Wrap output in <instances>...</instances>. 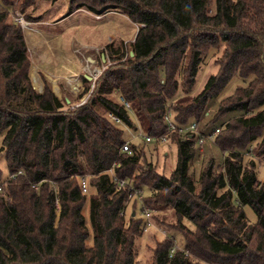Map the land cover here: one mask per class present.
I'll list each match as a JSON object with an SVG mask.
<instances>
[{
	"label": "trees",
	"instance_id": "trees-1",
	"mask_svg": "<svg viewBox=\"0 0 264 264\" xmlns=\"http://www.w3.org/2000/svg\"><path fill=\"white\" fill-rule=\"evenodd\" d=\"M83 5L97 14L119 11L135 24V32L129 51L120 40L103 45L108 62L85 101L70 107L71 100L58 97L45 79L42 91L32 87L23 30L11 17L14 2L0 0V154L8 167L0 181V264H135L141 219L123 221L129 186L138 192L146 186L142 203L172 212L171 228L183 242L178 249L165 234L147 264H264V179L255 173L264 138L261 145L258 140L246 146L254 139L251 131L264 126V0H68L65 15ZM20 11L35 18L21 6ZM217 42L222 50L213 60L214 72L186 103L173 102L177 87L190 91L206 48ZM233 75L240 84L221 108L242 113L214 135L223 153L219 168L208 160L194 180L187 167L195 139L167 129L163 114L170 111L174 124H188ZM130 118L153 137L164 133V144L174 145L176 160L168 176L147 161L138 168L143 155L133 142L129 152L120 150L119 125L133 126ZM140 141L157 145L155 139ZM18 170L22 173L15 174ZM82 176L93 189L90 246ZM118 179L124 183L115 190ZM245 205L254 213L252 222Z\"/></svg>",
	"mask_w": 264,
	"mask_h": 264
},
{
	"label": "rangeland",
	"instance_id": "rangeland-1",
	"mask_svg": "<svg viewBox=\"0 0 264 264\" xmlns=\"http://www.w3.org/2000/svg\"><path fill=\"white\" fill-rule=\"evenodd\" d=\"M84 1L88 2L89 0ZM23 4L24 5L22 6V3H20L19 0H16L14 12L15 10H17L21 13V6L23 7V12L25 14H28L29 16H35V18L31 20H29L30 18H26L27 20L32 22L30 27L26 28L25 31H23V34L25 35L26 33L27 35L24 38L27 39V44L29 46L32 58L31 65L29 67V77L31 85L36 91L40 92L43 89L42 79L45 78L46 81L50 84V88L52 89L53 85L50 81L51 76H45L42 73L38 74V72H40L41 70L37 66L38 64H40V53L43 50L48 49L49 51L46 53L47 55H54V57L59 59L61 58V55H58L57 53L55 54L54 52L52 53V50H55L53 49L51 44L49 47V42L47 44L46 40L44 39L47 35V32L43 30L42 26H54L55 21L53 20L60 18L67 13L68 0H33V4ZM73 13L74 14L71 15L65 22L67 23V25H70L67 32L64 33L61 37L53 39L55 40L53 41V43L52 41H50L52 44H57L61 49V52L59 51V53H62V55L65 56L64 63L62 65H55L54 69L51 67V64H49L48 66L51 72H55L56 74H58L57 76H52V78H56L57 85L60 89V91H58L56 94L59 97H62L64 94V96L70 99L73 103L72 105L70 104V107L80 102L86 96V94L89 95L91 79L87 77L92 76L93 73H96V71L99 70V72L97 73L98 75L104 65L108 62L106 52L101 51L103 49V45L111 41L113 43H116L120 40L123 42V50L129 51V41L132 38L133 33L135 32V25L124 14L116 10L103 12L99 14L98 17H94V14L97 13L86 8L85 5H83L81 8L74 10ZM42 19H45L47 21H44ZM60 25H63V23H61ZM206 50V55L204 56V59L200 63L194 76L192 88L188 93L184 94L181 92L180 88L177 87L172 97L173 102L178 100L182 104L186 103L187 100H189V97L201 88L205 77L209 73L214 72L212 63L213 60L219 56L222 50V44L217 42L216 44L207 47ZM101 55L103 60L101 58ZM70 56L71 58H69ZM70 59H72L74 63H72V69L69 71L66 66L69 65ZM30 72H33L34 74L37 73L35 74L38 77L37 84L36 82H32L33 80L30 76ZM41 74L43 75V77H41ZM62 74H70L69 76L77 77L81 84V86L79 87L80 89L74 92L72 84H68L67 80L65 79L66 77H63ZM83 74L87 76L86 81L83 79L85 78ZM66 76L68 77V75ZM238 84H240V80L235 75H233L216 95L208 96L203 108L199 111L198 115L195 116L194 119L196 121V126L200 131H202L203 133L208 132L212 127L218 126L219 129L221 128V132L224 124L227 121L234 119L236 116L242 113V111L237 109L223 111L221 108L223 105H226L229 102L230 98L227 99V97L225 98V96L232 93L235 86ZM86 86L87 90L84 91ZM26 104L28 106L32 105L29 102H26ZM168 112L171 115V112ZM130 120L132 124L134 121L133 126L122 124L119 125V128L121 129V136L124 139H128L129 141L133 142L135 146L141 148L140 150L143 157L140 159L141 165H138V168H142L144 163L147 161L152 165L153 169L157 173L168 176L170 171L174 167V163L176 160L174 145L162 144L161 146H154L151 144H143L137 136L138 130L133 128L135 127V120H133L132 118H130ZM192 120L193 118L190 119V121ZM251 133L253 134L254 139L253 141L248 142L246 146L248 144H254L255 142H258V140V145H261V140L264 138V126L257 127L256 129L252 130ZM3 134L4 132L0 131V146ZM213 138V136L210 139L204 137L202 138L201 145H197L196 143L192 145V157L188 163L187 172L194 180H197L200 169L205 164H207L208 160H212L214 169L219 168L223 153L215 145ZM261 158L262 157L258 158L255 165V173L258 180L264 179V162L263 160H261ZM7 176V163L3 154H0V181L4 180ZM136 192L137 194H133L124 204L123 221L126 225V222L130 216H133V218L141 219V230H139V234L135 237L134 240V247L136 251L135 264H147L151 259L152 249L155 246L157 239H161L165 234L171 235L173 237L174 247H177L178 249L181 248L183 242L179 232L171 228L176 222V218L172 214V212L169 209L165 208L158 209L153 205L152 202L148 203V205H144L142 203V198L149 194V190L146 186H142L139 192L138 190ZM91 194H93V189L92 191L88 190L85 193V200L82 207V213L85 217L86 225L89 230V236L86 239V246H90L92 242V232L88 222V198L91 196ZM143 208L149 213V217L146 219L142 214ZM242 209L247 220L249 222L254 221L255 216L251 209L246 205L243 206ZM180 220L189 228H193V226L187 220L181 218ZM142 225H145L146 227L142 228ZM222 260L223 262H225V259ZM214 262L212 261L208 264H214ZM221 264H235V260H229L228 262Z\"/></svg>",
	"mask_w": 264,
	"mask_h": 264
},
{
	"label": "built area",
	"instance_id": "built-area-1",
	"mask_svg": "<svg viewBox=\"0 0 264 264\" xmlns=\"http://www.w3.org/2000/svg\"><path fill=\"white\" fill-rule=\"evenodd\" d=\"M13 2H14V5H16V0H13ZM98 15L99 14H94V17H98ZM11 17H12L13 21L17 22L20 25V27L23 31H25L26 28H29L31 25V22H32V21L30 22L29 20H27L22 15V13H20L17 10H15V12L13 14H11ZM98 72H99V70H97L96 73H93L92 76H89L90 77L89 79H91L89 91H91L93 88V80L95 79ZM65 79L67 80L68 84H72L74 92H76V90L80 89L79 87L81 86V84H80L79 79L77 77L68 76ZM87 95L88 94H86V96L80 102L76 103L74 106L84 102L85 99L87 98ZM116 97H117L118 101H120L122 103L123 107L130 113V106H129L128 102L125 101L118 94L116 95ZM105 115L110 120H112L113 122L121 124L120 119L115 114H113L111 112H106ZM170 116L171 115L169 112H165L163 114V119L166 123V128L167 129H176L177 132H179L180 134L185 135V136H193L195 139V143L197 145H201L202 138L206 137V138L210 139L212 136L214 137V135L219 130L218 126H214L211 129H209L208 132L203 133L202 131H200L197 128L195 120L188 122V124H186V125H176L172 122ZM134 128L138 130L137 136L143 142H149V141H153L155 139L157 145H159V146H161L162 144L165 143V134L164 133L158 134L156 137H153L152 135L143 131L136 121H135V127ZM128 143H129V140L124 139L120 145V150L129 152ZM261 160H263V162H264V157L261 158ZM20 173H22V170H18L15 174H20ZM15 174H11V176H14ZM123 183H124V181L122 179H118L116 181L114 189L117 190L120 187V185H122ZM37 184L38 183H32V186L37 187ZM1 185H2V182L0 183V186ZM79 185H80L81 192L86 193L88 189H87V181H86V178L84 176L79 178ZM128 190H129V193L127 195L128 198H130L133 194H137L136 190L134 188H131V186L128 187ZM55 211H56V213H58V211H59V203L57 200H55ZM142 214H143V217L145 219L149 217V213L146 210H144V208L142 210ZM145 227H146L145 225L144 226L142 225V228H145ZM169 251H171V249Z\"/></svg>",
	"mask_w": 264,
	"mask_h": 264
},
{
	"label": "crops",
	"instance_id": "crops-1",
	"mask_svg": "<svg viewBox=\"0 0 264 264\" xmlns=\"http://www.w3.org/2000/svg\"><path fill=\"white\" fill-rule=\"evenodd\" d=\"M74 13L72 12L71 14H67V15H64V16H62V17H60V18H57V19H55V20H53V21H55L54 23H55V25H54V23H53V25L54 26H46V25H44V26H42V28H43V30L45 31V32H47V35L45 36V40H46V42H47V44H48V42H49V47H50V44H51V46L53 47V49L55 50V51H53L52 50V53L54 52L55 54L57 53L58 55H61V58L59 59V58H56V57H54V55L53 56H51V55H47L46 53L49 51L48 49L47 50H43L41 53H40V57H39V63L40 64H38L37 66H38V68H40L41 70H40V72H38V74L39 73H42L43 75H49V77H50V81H51V84L53 85L52 86V89H53V91L55 92V94L58 92V91H60V89H59V87H58V85H57V82H56V78H52V76H57L58 74H56L55 72H51L50 71V69L48 68V66H49V64H51L52 66V68L54 69V67H55V65L57 66L58 64H63L64 63V60H65V56H63L62 55V53H59V51L61 50L59 47H58V45L57 44H52L53 43V41H55V40H53V39H57L58 37H61L64 33H66L67 32V30H68V28L70 27V25H67V23H65L66 21H67V19H69V17L71 16V15H73ZM42 20H44V21H47V20H45V19H42ZM61 23H63V25H60ZM60 25V26H59ZM135 25V24H134ZM62 26V27H61ZM41 28V29H42ZM43 32V31H42ZM48 32H50V33H48ZM44 33V32H43ZM27 35H26V33H25V35H24V37H26ZM25 39V38H24ZM50 39V40H49ZM49 40V41H48ZM131 40V39H130ZM50 41H52V43L50 42ZM25 43H26V47H27V50L29 51V57H30V65H31V52H30V50H29V46H28V44H27V39H25ZM73 43V42H72ZM74 44V43H73ZM73 49V48H72ZM61 52V51H60ZM69 58H71V56L69 57ZM57 59V60H56ZM70 63H69V65L68 66H66L67 67V69L70 71L71 69H72V63H74V61H72V59H70V61H69ZM46 67V68H45ZM35 74H37V73H35ZM33 72H30V76H31V78H32V82H36V84H37V80H38V77L35 75ZM41 74V77H43V75ZM66 75H70V74H62V76L64 77H67ZM36 76V77H35ZM40 76V75H39ZM83 76H85V74H83ZM87 76H85V78H86ZM88 78V77H87ZM45 79V78H44ZM46 80V79H45ZM57 95V94H56ZM58 96V95H57ZM59 97V96H58Z\"/></svg>",
	"mask_w": 264,
	"mask_h": 264
},
{
	"label": "water",
	"instance_id": "water-1",
	"mask_svg": "<svg viewBox=\"0 0 264 264\" xmlns=\"http://www.w3.org/2000/svg\"><path fill=\"white\" fill-rule=\"evenodd\" d=\"M101 58H102V55H101ZM102 60H103V58H102ZM88 78H90V77H88ZM67 100V99H66Z\"/></svg>",
	"mask_w": 264,
	"mask_h": 264
}]
</instances>
